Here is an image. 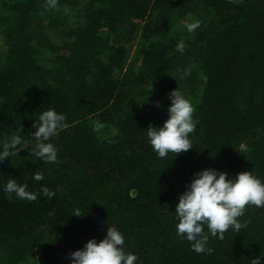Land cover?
I'll use <instances>...</instances> for the list:
<instances>
[{
	"label": "trees",
	"instance_id": "16d2710c",
	"mask_svg": "<svg viewBox=\"0 0 264 264\" xmlns=\"http://www.w3.org/2000/svg\"><path fill=\"white\" fill-rule=\"evenodd\" d=\"M50 2L0 0V148L19 129L26 146L0 163V264H69L113 226L137 264L264 257V208L247 206L239 232L210 237L211 255L178 237L172 217L200 170L264 181V0ZM189 20L200 21L193 33ZM177 88L195 108L193 148L159 158L146 129L163 126ZM48 107L68 124L50 141L54 164L32 154L34 121ZM11 179L55 196L9 199Z\"/></svg>",
	"mask_w": 264,
	"mask_h": 264
},
{
	"label": "clouds",
	"instance_id": "9594fccd",
	"mask_svg": "<svg viewBox=\"0 0 264 264\" xmlns=\"http://www.w3.org/2000/svg\"><path fill=\"white\" fill-rule=\"evenodd\" d=\"M48 7H55V0H51ZM199 27V20L184 23V28L189 33L195 32ZM185 47V43L180 41L175 45V50L183 54ZM169 100L168 119L163 126H149L146 129L148 142L159 158H166L169 154L176 157L193 148L190 139V135L196 130L193 104L178 88L169 93ZM155 107H160L159 102H156ZM67 127L66 116L55 108L48 107L39 113L33 124L35 131L31 133V137L37 141L32 154L44 163H57L58 150L50 141ZM102 127L99 121L95 122L96 129ZM21 137L19 129L10 142L3 144L0 148V163L25 150ZM33 179L41 181L44 175L35 171ZM27 189V184L11 179L3 190L9 199L15 197L29 202L36 201L39 195L48 199L55 196V192L45 186H42L39 193ZM137 195L135 188L129 191L130 198ZM177 199L172 215L176 223V235L190 242L195 253L211 255L214 249L208 246L210 237L223 240L224 234L230 229L239 232L245 226L240 218L244 216L247 206L264 208V181L252 171L239 173L233 179L216 169H203L193 174L191 182ZM124 246V234L115 226L107 227L102 240L97 242L94 238L90 239L82 249L69 253L67 258L69 264H137L138 256L127 252ZM261 260L264 257L258 256L251 259L249 264H261Z\"/></svg>",
	"mask_w": 264,
	"mask_h": 264
}]
</instances>
